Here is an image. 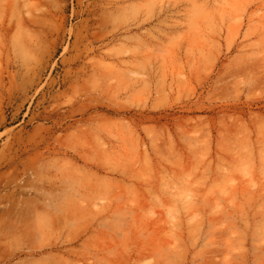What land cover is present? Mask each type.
Here are the masks:
<instances>
[{
    "label": "rangeland",
    "instance_id": "rangeland-1",
    "mask_svg": "<svg viewBox=\"0 0 264 264\" xmlns=\"http://www.w3.org/2000/svg\"><path fill=\"white\" fill-rule=\"evenodd\" d=\"M0 264H264V0H0Z\"/></svg>",
    "mask_w": 264,
    "mask_h": 264
}]
</instances>
